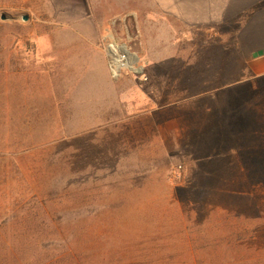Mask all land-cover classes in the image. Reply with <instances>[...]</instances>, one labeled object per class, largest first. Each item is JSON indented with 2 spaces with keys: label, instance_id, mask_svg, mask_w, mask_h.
Wrapping results in <instances>:
<instances>
[{
  "label": "rangeland",
  "instance_id": "rangeland-1",
  "mask_svg": "<svg viewBox=\"0 0 264 264\" xmlns=\"http://www.w3.org/2000/svg\"><path fill=\"white\" fill-rule=\"evenodd\" d=\"M111 5L0 0V260L264 264V76L196 39L113 77Z\"/></svg>",
  "mask_w": 264,
  "mask_h": 264
},
{
  "label": "crops",
  "instance_id": "crops-1",
  "mask_svg": "<svg viewBox=\"0 0 264 264\" xmlns=\"http://www.w3.org/2000/svg\"><path fill=\"white\" fill-rule=\"evenodd\" d=\"M110 7V22H117L114 15L123 16V0H112ZM131 13L135 49L129 47L143 71L164 70V64L186 53L184 46L200 39L226 43L225 49L243 56L252 77L264 76V0H136Z\"/></svg>",
  "mask_w": 264,
  "mask_h": 264
},
{
  "label": "built area",
  "instance_id": "built-area-1",
  "mask_svg": "<svg viewBox=\"0 0 264 264\" xmlns=\"http://www.w3.org/2000/svg\"><path fill=\"white\" fill-rule=\"evenodd\" d=\"M116 37L113 33L109 34L105 44L108 68L112 76L119 77L122 72H131L134 76L146 81L147 78L144 75L143 67L139 63L137 54L129 45L119 41L118 37Z\"/></svg>",
  "mask_w": 264,
  "mask_h": 264
},
{
  "label": "trees",
  "instance_id": "trees-1",
  "mask_svg": "<svg viewBox=\"0 0 264 264\" xmlns=\"http://www.w3.org/2000/svg\"><path fill=\"white\" fill-rule=\"evenodd\" d=\"M0 264H58V261L56 259L54 260L53 258L40 259L39 257L38 258L35 257L31 260H21V261L18 259H14V262H10V263H8L5 259H2L0 260ZM75 264H79V263H75Z\"/></svg>",
  "mask_w": 264,
  "mask_h": 264
},
{
  "label": "water",
  "instance_id": "water-1",
  "mask_svg": "<svg viewBox=\"0 0 264 264\" xmlns=\"http://www.w3.org/2000/svg\"><path fill=\"white\" fill-rule=\"evenodd\" d=\"M27 19H28V16H23V17H22V20H23V21H26Z\"/></svg>",
  "mask_w": 264,
  "mask_h": 264
}]
</instances>
